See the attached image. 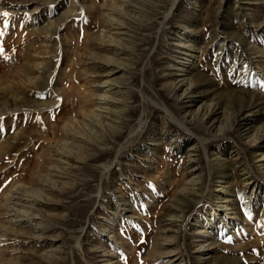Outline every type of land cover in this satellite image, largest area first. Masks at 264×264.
I'll return each instance as SVG.
<instances>
[{
	"label": "rangeland",
	"instance_id": "obj_1",
	"mask_svg": "<svg viewBox=\"0 0 264 264\" xmlns=\"http://www.w3.org/2000/svg\"><path fill=\"white\" fill-rule=\"evenodd\" d=\"M3 12L0 264H264V0Z\"/></svg>",
	"mask_w": 264,
	"mask_h": 264
},
{
	"label": "bare ground",
	"instance_id": "obj_2",
	"mask_svg": "<svg viewBox=\"0 0 264 264\" xmlns=\"http://www.w3.org/2000/svg\"><path fill=\"white\" fill-rule=\"evenodd\" d=\"M109 85V84H108ZM110 87V86H109ZM108 88V87H107ZM107 97L108 96H102V100H106L107 99ZM103 101V102H104ZM242 112V111H241ZM193 117V116H192ZM180 123L183 125V126H187V123L186 122H184V121H180ZM255 136V135H254ZM252 143H255L256 145H258V146H261V145H264V133L262 134V135H258V136H255V138H254V140H253V142ZM56 151V150H55ZM57 155H60V161L62 160V161H68V155L67 156H65L64 154H57ZM64 158H66V159H64ZM263 158V157H262ZM262 160V159H261ZM64 161V162H65ZM56 167V166H55ZM223 167V166H222ZM43 188V187H42ZM40 191V190H39ZM32 197H35V196H32ZM37 198V197H36ZM31 199V198H30ZM35 199V198H34ZM43 199V198H42ZM27 201V200H26ZM28 201H29V199H28ZM35 201V200H34ZM226 209L228 210V206L226 207ZM13 213V212H12ZM21 217V216H20ZM23 219V218H22ZM18 222V221H17ZM6 236V235H5Z\"/></svg>",
	"mask_w": 264,
	"mask_h": 264
},
{
	"label": "snow or ice",
	"instance_id": "obj_3",
	"mask_svg": "<svg viewBox=\"0 0 264 264\" xmlns=\"http://www.w3.org/2000/svg\"><path fill=\"white\" fill-rule=\"evenodd\" d=\"M0 15L7 17V16H9V13L3 12V13H0ZM5 27H7V21H5ZM3 34H4L3 31H0V36H3ZM2 51H3V48H2V46H0V52H2Z\"/></svg>",
	"mask_w": 264,
	"mask_h": 264
}]
</instances>
